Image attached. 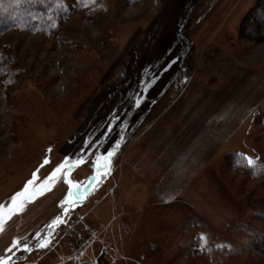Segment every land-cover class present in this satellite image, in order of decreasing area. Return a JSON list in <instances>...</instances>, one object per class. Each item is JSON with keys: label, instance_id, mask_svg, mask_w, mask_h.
Returning <instances> with one entry per match:
<instances>
[{"label": "rangeland", "instance_id": "rangeland-1", "mask_svg": "<svg viewBox=\"0 0 264 264\" xmlns=\"http://www.w3.org/2000/svg\"><path fill=\"white\" fill-rule=\"evenodd\" d=\"M87 1L65 10L50 30H10L0 37V205L9 206V196L45 159L48 170L56 168L70 142L96 143L130 106L138 75L162 62L161 21L171 0ZM239 39L241 58L264 64V39ZM168 94L159 92L164 105ZM257 115V128L237 150L255 166L219 157L202 187L190 190L193 200L160 201L139 221L133 214L126 222L117 189L107 187L113 185L109 166L89 164L73 200L82 211L55 208L17 239L37 247L25 256L19 245L12 264H19L16 257L21 264H264V121ZM58 216L61 222L53 225ZM41 232L46 235L39 243ZM10 239L0 235V255L7 254ZM45 241L48 246L40 247Z\"/></svg>", "mask_w": 264, "mask_h": 264}, {"label": "crops", "instance_id": "crops-1", "mask_svg": "<svg viewBox=\"0 0 264 264\" xmlns=\"http://www.w3.org/2000/svg\"><path fill=\"white\" fill-rule=\"evenodd\" d=\"M198 1L203 0L170 1L163 12L166 19L161 16L166 51L157 61L162 62L138 75L130 106L110 121L109 130L91 145L70 142L61 158L56 157L57 164L66 157L72 161L83 157L87 162L70 174L80 184L72 189V201L83 186L81 174L96 161L106 164L108 152L114 155L107 162L113 185L107 187H115L119 205L128 208V212L121 210L126 222L133 220V214L139 221L157 210L160 201L169 205L173 200H193L190 190L202 187V178L207 180L219 157L223 162L229 154L243 155L237 150L257 128L255 114L259 122L264 121V64L241 58L244 42L238 36L241 20L256 0ZM160 90L169 91L166 105ZM50 163H43L35 178L29 177L31 184L24 182L22 189L9 196L12 202V197L23 194L17 201L19 210L5 221L0 233L12 237L7 247L68 197L69 186L62 175L50 191L41 192L55 169H47ZM73 202L64 205L82 211ZM117 202L111 200V204Z\"/></svg>", "mask_w": 264, "mask_h": 264}, {"label": "trees", "instance_id": "trees-1", "mask_svg": "<svg viewBox=\"0 0 264 264\" xmlns=\"http://www.w3.org/2000/svg\"><path fill=\"white\" fill-rule=\"evenodd\" d=\"M87 0H0V37L10 30H21L26 32H42L53 28L54 21L64 15V11H74L87 4ZM65 7V9H63ZM239 37L244 40L260 42L264 39V0H258L255 6L245 15L239 26ZM245 156L240 154H229L226 156L227 163H240L245 168L247 162ZM251 169V167H250ZM65 205H60L64 207ZM60 214V211H58ZM60 217V216H58ZM41 232L37 236V242H42ZM28 241L19 245H27ZM37 247L36 242L23 254ZM35 247V248H36ZM16 249V248H15ZM14 249V250H15ZM25 249V248H24ZM13 250V252H14ZM20 257H16V263L21 264Z\"/></svg>", "mask_w": 264, "mask_h": 264}, {"label": "snow or ice", "instance_id": "snow-or-ice-1", "mask_svg": "<svg viewBox=\"0 0 264 264\" xmlns=\"http://www.w3.org/2000/svg\"><path fill=\"white\" fill-rule=\"evenodd\" d=\"M116 147H119V142H117ZM49 151H51V149H49ZM114 155V151L112 152H108L107 157L105 158L106 160V164L104 165L106 168L109 166L108 165V161H110V158ZM244 159L247 162V165L249 166H255V161L250 158V157H244ZM49 160L45 159L44 164H48ZM87 162L84 160L83 157H80L79 159L72 161L71 158L66 157L65 160L58 164L56 166V168L52 171L51 175L46 179L45 184L42 185L41 187V192H43L44 190H48L50 191L52 186L55 184L56 179L58 178V176H63V180L64 183H66L69 186V192H68V197L65 198V200L62 202V206L64 204H71L74 203L71 200V197L73 195L72 189H78L80 187V184L74 182L71 178H70V174L73 171L74 168H76L77 166L80 165H84ZM34 178H35V174H33ZM96 180L95 177H92L89 179V184H92V182ZM98 182V181H97ZM32 181H29V184H31ZM25 191L27 192V188L25 189ZM20 195L23 194H18V196H14L12 197V202L10 206H6V205H0V233H2L4 231V223L6 220H10L11 217L19 210L20 205H18L17 201ZM65 211H67V209H65ZM61 221L59 219V217L56 218V220L53 221V225H57L59 224ZM51 227V226H50ZM200 240L204 242V244L207 243V239L204 236L200 237ZM12 247H8L7 248V254L5 255H0V264H12V256L11 253L13 252V250L17 247H19L20 242L18 240L16 241H12ZM50 243V241H45L43 243L40 244V247L44 248L47 247L48 244ZM203 247V245H202ZM25 251H27V246H25Z\"/></svg>", "mask_w": 264, "mask_h": 264}, {"label": "built area", "instance_id": "built-area-1", "mask_svg": "<svg viewBox=\"0 0 264 264\" xmlns=\"http://www.w3.org/2000/svg\"><path fill=\"white\" fill-rule=\"evenodd\" d=\"M84 242H85V240H82L81 242H78L73 250H78L84 244Z\"/></svg>", "mask_w": 264, "mask_h": 264}]
</instances>
